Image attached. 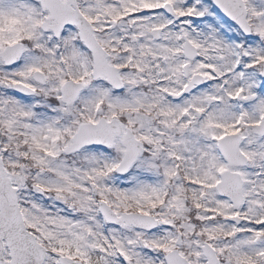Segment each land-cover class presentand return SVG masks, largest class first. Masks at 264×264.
<instances>
[{"label": "snow or ice", "instance_id": "obj_1", "mask_svg": "<svg viewBox=\"0 0 264 264\" xmlns=\"http://www.w3.org/2000/svg\"><path fill=\"white\" fill-rule=\"evenodd\" d=\"M0 264H264V0H0Z\"/></svg>", "mask_w": 264, "mask_h": 264}]
</instances>
